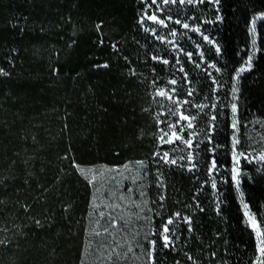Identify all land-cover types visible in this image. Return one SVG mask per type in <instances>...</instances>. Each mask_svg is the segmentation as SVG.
Segmentation results:
<instances>
[{
  "label": "trees",
  "instance_id": "trees-1",
  "mask_svg": "<svg viewBox=\"0 0 264 264\" xmlns=\"http://www.w3.org/2000/svg\"><path fill=\"white\" fill-rule=\"evenodd\" d=\"M217 1L213 35L221 54L212 60L232 81L249 57L264 0ZM145 8L142 0H0V264H82L94 190L78 167L157 157L159 121L148 110L150 82L138 73ZM257 30V57L241 77L237 102L240 142L259 148L264 20ZM145 63L161 66L150 55ZM218 120L210 144L196 152L204 166L161 161L150 170L144 264H256L255 235L231 173L230 111ZM213 161L220 176L211 182ZM244 170L245 200L264 227V162Z\"/></svg>",
  "mask_w": 264,
  "mask_h": 264
},
{
  "label": "rangeland",
  "instance_id": "rangeland-1",
  "mask_svg": "<svg viewBox=\"0 0 264 264\" xmlns=\"http://www.w3.org/2000/svg\"><path fill=\"white\" fill-rule=\"evenodd\" d=\"M142 1L146 8L138 23L143 34L144 66L139 67L138 73L142 80L150 82L148 110L159 121V155L153 158L151 164L145 161L120 168L105 165L78 167L79 173L94 190L82 264H144V237L152 214L148 196L154 190L152 183L155 181L150 170L161 165L165 152L169 159L176 160V164H170L175 167L190 169L199 162L204 166L202 160L196 158V152H201L206 142L209 143L211 134L220 122L218 115L227 109L230 111L232 129V178L236 175L233 182L245 221L255 235L258 252L256 264H262L264 255L260 253L259 240L264 239V227L245 200L242 180L246 176L245 164L259 165L264 162L261 159L264 157V146L257 148L256 144L244 145L240 142L237 92L241 77L251 70L257 57V27L264 20V13L257 15L252 22L253 44L248 59L229 81L212 60L221 54L220 44L213 35V25L221 19L217 0H194L191 4L187 0L184 3L179 0L175 3ZM184 24L189 27L184 28ZM205 36L208 40L204 39ZM148 55L161 65L159 70L152 65L147 66ZM165 60L167 63L163 62ZM173 80L174 84L171 83ZM161 91L166 95H158ZM233 105L236 106L235 113L232 111ZM181 115L189 117V120H182ZM164 133L167 135L162 141L160 137ZM189 156L192 157L191 161L188 160ZM219 176L212 164L208 180L217 181ZM258 232L261 234L259 237Z\"/></svg>",
  "mask_w": 264,
  "mask_h": 264
},
{
  "label": "snow or ice",
  "instance_id": "snow-or-ice-1",
  "mask_svg": "<svg viewBox=\"0 0 264 264\" xmlns=\"http://www.w3.org/2000/svg\"><path fill=\"white\" fill-rule=\"evenodd\" d=\"M153 2H155V0H153ZM169 2L175 3L176 0H164V3H169ZM179 2H180V3H184L185 0H179ZM193 2H194V0H187V3H189V4H191V3H193ZM201 2H203V0H201ZM151 19L155 20L156 18H155V17H151ZM176 23H179V21H176ZM183 27H184V28H188L189 26H188L187 24H184ZM174 34H175V33H173V35H174ZM204 39H205V40H208V37L205 36ZM208 42H209V43H212V41H208ZM217 51H219L218 48H217ZM163 62H164V63H167L166 60L163 61ZM104 66L107 67V65H104ZM241 71H244V69H241ZM171 83L174 84L175 81L173 80V81H171ZM190 94H191V93H190ZM158 95H160V96H165L166 94H165V92L161 91V92L158 93ZM169 98H171V97H169ZM232 111H233V113L236 112V106H235V105H233ZM181 119H182V120H189V117L181 115ZM189 126H191V125L189 124ZM233 126L235 127V124H234ZM165 135H167V133H164V135H162V136L160 137V139H161L162 141L164 140V136H165ZM173 135H175V133H173ZM177 138L179 139V137H177ZM165 142H170V141H165ZM185 143H186V144H189V146H190V143H189L188 141H185ZM157 155H159V153H157ZM161 159H164L165 163H169V164H176V163H177L175 159H169V158H168V153H167V152H165V153L163 154V156L161 157ZM191 159H192V157L189 156V157H188V160L191 161ZM261 159H264V157H261ZM140 163L142 164V162H140ZM213 167H215V162H214V161H213ZM81 171L83 172L82 169H81ZM233 172H236V169H233ZM233 179L236 180V175L233 176ZM236 182H237V184H239V181H238V180H237ZM215 186H216L215 183H213V184H212V187L215 188ZM245 207H246V206H245ZM177 215H178V214H177ZM185 222L188 223L189 226L191 225V220H190V219L185 218ZM172 223H173V221H172L171 219H169V220L167 221V224H168V225H170V224H172ZM168 232H169V228L167 227V225H165V226L163 227V232H162V238H163V242H164V247H169L170 244L172 243V241L169 239V237H168V235H167ZM260 235H261V234L258 232V237H259ZM259 243H260V245H261V247H260V253H261V255H264V239H260V240H259ZM150 244L152 245L153 248L155 247V241H150Z\"/></svg>",
  "mask_w": 264,
  "mask_h": 264
}]
</instances>
